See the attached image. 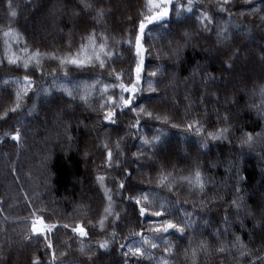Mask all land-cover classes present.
<instances>
[{"label": "trees", "instance_id": "16d2710c", "mask_svg": "<svg viewBox=\"0 0 264 264\" xmlns=\"http://www.w3.org/2000/svg\"><path fill=\"white\" fill-rule=\"evenodd\" d=\"M85 3L91 4L92 8H85ZM144 3L145 0H12L18 15L10 18L6 0H0V29L7 26L16 28L27 38L30 46L39 47L42 51H56L59 55L68 51L67 41H72L74 49L81 36L92 28L98 33L107 32L116 40H127L128 30L133 28L132 21ZM260 3L261 0H253L252 6ZM52 4L55 16L48 21L50 28L43 29L46 35L32 31L30 28L36 23L42 24L41 13ZM200 4L214 11L216 0H199L196 14ZM99 7L106 12L99 23H94V9ZM227 7L234 13L232 24L239 27L230 28L228 40L220 45L214 44L217 41L215 26L211 32L203 31L196 22L195 14L187 23H182L184 17H177L173 11L167 18V29L153 26L146 32L145 47L150 49L151 54H146L143 76L147 78L157 65L162 66L163 72L155 78L159 81L155 85L157 92H139L135 103L145 105L154 113L170 116L176 124L199 117L209 130L231 128L228 140L212 141L210 147L200 153L197 152L199 138L194 133L168 125L163 127L161 141L153 154V150L142 147L138 137L156 134L159 122L142 118L138 130L130 129L129 123L135 122V114L128 110L117 116L115 125L103 121L98 108L99 91L89 98L87 104L78 97L70 99L55 88H52L51 95L38 96L36 93L41 87H52V77L41 75L34 69L25 72L16 65H9L4 57V38L0 35V114L5 107L11 106L16 87L11 82L6 84V80L27 74L36 81V91L30 93L26 107L0 121V208L3 209L0 213V264H30L33 256H38L43 264H49V253L45 251L43 241H21L19 233L25 225L14 222L15 218L29 214L24 193L28 194L33 205L47 210L50 222L59 221L62 224L72 223L66 217L79 218L82 214L91 220L98 219V212L106 204L105 189L112 191L116 211L121 213V220L116 225V241L107 250L96 249L97 243L106 236L98 228L89 229L90 238L84 240L95 253V258L91 260L79 251L80 240L74 238L71 232L59 228L50 238L57 255L65 253L60 257L63 264H124L123 251L127 248L122 250L120 245H126L132 238L125 241L123 237L130 230L139 231V225L146 229L149 220L154 218L137 220L133 202L120 199L118 181L124 180L127 184L123 195H136L143 190L157 188L156 177L162 169L173 171L174 167L176 175H187L192 162L197 159L209 178L206 196L191 195L186 184L179 185L181 190L176 194L181 201L189 202L177 207L189 212L193 211L191 204L194 201L205 199V206L196 209L194 218L199 224L194 235L196 239L208 241L213 250L199 256V264H254L257 258L264 257V222L260 215L264 211V138L257 139L252 147L243 148L238 139L242 131L264 132V119L248 107L255 102L250 99L248 90L254 84H264V22L259 16L240 15L248 11L244 0H231ZM214 19L222 25L228 17L226 14H215ZM184 30L190 31L194 38L182 49L177 61L171 56L169 42L172 48L177 42L183 43L181 35ZM153 35L157 38L153 39ZM211 48L215 51L211 52ZM111 49L116 55L108 61L107 70L79 71L70 67L68 79L91 83L99 77L105 83H113L114 80L108 76L112 68L123 73L125 82L134 78L137 62L134 48L127 43H116L111 45ZM258 52L261 61L257 60ZM240 61H244V66L240 68L244 74L238 78L236 65L240 66ZM226 62L232 64L234 70H227ZM42 64L45 73L56 69L57 76L63 77L57 62L45 59ZM194 71L196 77L192 76ZM205 73L214 74L216 80L205 83ZM143 87H147L146 82H143ZM119 94L118 89L108 91V95ZM232 100L237 102L232 104ZM33 103L37 104V110L28 115V108ZM225 114L230 116L227 125L219 120ZM18 118L19 125L16 124ZM15 127H21L19 144L4 135ZM121 137L123 140L117 151L114 145ZM105 141L113 151L111 169L107 167L105 150L101 146ZM180 147L184 152L178 151ZM134 152H143L144 157L137 160L132 156ZM116 161H119V166ZM234 162L240 168L239 176L244 177L238 185L242 189L239 195L243 197L239 209L231 204L237 197V174L230 170ZM122 168L132 170L131 179L125 177ZM98 175L105 176L103 186L96 179ZM36 177L38 186L33 182ZM35 189L38 198L34 197ZM156 195L162 200L170 196L166 188L159 189ZM249 212L252 215H248ZM172 215L178 216L179 213L173 212ZM225 216L228 217L227 225L224 223ZM106 227L108 232L112 230L110 226ZM225 228L227 231H224ZM217 229L221 231L217 233ZM237 235L241 236L249 253L244 258L231 247ZM178 237L175 232L168 235L179 247L174 255L167 258L171 264H191L184 258L187 237ZM157 243L160 246L153 250V257H159L164 247L162 242ZM221 243L228 249L223 255L214 251ZM129 264H156V260L148 256L129 258ZM259 264H264V259H259Z\"/></svg>", "mask_w": 264, "mask_h": 264}, {"label": "snow or ice", "instance_id": "6c2138e0", "mask_svg": "<svg viewBox=\"0 0 264 264\" xmlns=\"http://www.w3.org/2000/svg\"><path fill=\"white\" fill-rule=\"evenodd\" d=\"M230 2L231 0H216L214 11H209L203 4H200L199 12L196 14L199 0H145L142 10L137 13L136 19L132 21L133 28L128 30L127 40H116L115 37L109 36L107 32L98 33L95 28H92L81 36L80 43L76 45L74 49L72 41H67L66 46L68 51L61 52L59 55H57L56 51H42L39 47L30 46L27 38L18 29L7 26L6 29H0V35L4 38V57L9 65H16L25 72L29 69H34L40 72L41 75H49L52 77V87H41L39 92L36 93L38 96L51 95L52 88H55L68 98L75 100L78 97L82 102L87 104L89 98L99 91L100 103L98 108L102 112L101 119L103 121L115 125L118 122L116 119L117 116L123 110H128L135 114V122L129 123L130 129L138 130L142 118H148L159 122L160 128L157 130L156 134L151 137L144 135L138 137L142 142V147L153 150V154H155L154 150L157 149V145L161 141L163 127L168 125L174 128L182 127L184 132L194 133L199 138L197 152L200 153L207 150L212 141L228 140L231 134V128L219 127L209 130L199 117L189 119L187 122H182V124H176L172 122L170 116L154 113L145 105H137L135 103L137 93L143 91L150 93L157 92V87L155 85L159 81L155 78L163 72L162 66L157 65L153 71L147 74V78L143 76L146 54H151L150 49L145 47L146 32L153 26L167 29L169 26L166 22L167 18L175 11L177 17H184L182 23H187V21L191 19V16L195 14L196 22L203 31L211 32L213 26H215L217 41L225 42L229 38L230 28L239 27L238 25L232 24L234 13L227 7L230 5ZM244 2L245 5L248 6V11L241 12L240 15L259 16L260 20L264 22V0H261V3L255 7L252 6L253 0H244ZM6 7L9 9L10 18H14L18 15L16 9L13 8L12 0H6ZM84 7L91 9L92 5L85 3ZM94 10L96 14L94 23H99L104 17L106 9L99 7ZM215 14H226L228 17L227 22L222 25L217 24L214 19ZM75 15L79 14L76 13ZM156 38L157 37L153 35V39ZM193 38V34L190 31L184 30L181 35L183 43L177 42L176 46L172 48L170 41L171 56L175 57L178 61L182 49L187 47ZM116 43H127L134 48L137 57L134 68V78H130L128 82H125L123 73L112 68L111 71H108V76L114 80L113 83H105L99 77L93 79L91 83H78L68 79V69L70 67L79 71H88L97 68L100 69L101 72L107 70L109 67L108 61L116 55L115 51L111 49V45ZM45 59L57 62L60 69L63 71V77L57 76L56 69H53L50 73H45L42 64V61ZM232 67V64L226 62L227 70H231ZM193 75H195V71ZM204 79L205 83H207L208 81H215L216 77L214 74L205 73ZM9 82L14 83L16 87L11 97V106L3 109L2 114H0V121L5 120L9 114L20 112L26 107V101L29 99L30 93L36 91V81L31 75L25 74L21 77H12L10 80L5 81L6 84ZM143 82L147 83L146 88L143 87ZM110 89H118L120 94L118 96L108 95ZM248 93L250 99L255 101L249 104L248 107L256 111L261 118L264 119V84H254L253 87L248 90ZM201 102H203V96L201 97ZM236 102V100L231 101L232 104ZM36 110L37 104L33 103L31 107L28 108L27 114L31 115L35 113ZM57 118L59 120V114ZM219 120H222L223 123L227 125L230 116L225 114L223 117H220ZM16 124H20L19 118ZM65 131H67V128H65ZM4 135L10 136L14 142L19 144L22 137L21 127H15ZM261 138H264V132L253 133L251 131H242V135L238 138L239 145L241 148L245 146L252 147L254 142ZM121 140H123V137L115 142L114 146L117 151L120 150ZM101 146L105 150L107 167L111 169L113 167L114 158L112 148L109 147L106 141L102 142ZM132 156L138 160L144 157V153L134 152ZM116 164L119 166V161H116ZM11 170L13 172L15 171V169ZM230 170H234L237 174V197L231 201V204L239 209L242 207L243 197L239 195L242 189L238 185L244 180V177L239 176L240 168L238 163L234 162L230 166ZM122 171L127 179H131L132 170L122 168ZM175 171L174 167L173 171L162 169L156 177L157 188L143 190L136 195H123V192L127 188V184L124 180L118 181L120 199L133 202L137 220L140 218H154L149 220L146 229L143 225H139V231L134 229L130 230L128 235L123 237L125 241H129V239L132 238L131 242L126 245H120L122 250L125 247L127 248V251H123V256L125 257L124 264H129V258L145 256L155 259L156 264H171V261L167 257L174 255L175 250L179 247L173 240L168 238L171 232L178 233V238L187 237L188 247L184 249V258L185 260H190L191 264H199L198 257L206 255L213 250L208 241L202 238L196 239L194 235L197 232V226L199 224V221L194 218L196 216V209L205 206V199L201 198L198 201H194L191 204L193 211L189 212L183 208L177 207L178 205L188 204L189 202L187 200L181 201L176 194L181 190L178 186L186 184L188 186L187 190L191 195L205 197V189L209 178L206 177L202 171L201 163L198 159L192 162L187 175H176ZM96 179L100 181L101 186H103L105 176L98 175ZM163 188H166L170 194L167 200H162L156 195L157 191ZM34 195H37L38 198V194L34 193ZM24 196L26 205L29 207V214L24 217L15 218L14 222L25 225L19 233L21 241L29 243L33 240L43 241L45 251L49 253V264H63L60 257H63L65 253L61 252L58 256L54 242L50 238L54 230H59V228L71 232L74 238L80 240L79 251L87 255L90 260L95 258V253H93L91 246L84 243V240L90 238L89 229L95 230L98 228L100 232L106 233L105 238L97 243V251L107 250L116 241L118 235L116 225L121 220V213L116 211L113 193L109 189L104 190L106 204L102 210L98 212V219L91 220L87 218L86 214H82L79 218L66 217L65 219L72 220V223L62 224L59 221L55 223L50 222V214L47 210L33 205L31 200L28 199L27 193H24ZM2 212L3 209L0 208V213ZM173 212H178L179 215L173 216ZM248 215H252V213L249 212ZM260 215L261 221L264 222V211H261ZM5 219H7V217H5ZM204 223H207V221H204ZM224 223L225 225L228 224L227 216L224 217ZM106 225L111 227L112 230L110 232H108ZM220 231V229H217V233ZM224 231H227V229L225 228ZM190 233L193 235H189ZM157 241L162 242L164 247L159 257H153V250L160 246ZM231 247L239 253L241 258L249 255L239 235L235 236L234 241L231 242ZM214 251L223 255L228 249L221 243V246L216 247ZM259 259H264V257L257 258L254 264H259ZM30 264H43V262L38 256H33L30 260Z\"/></svg>", "mask_w": 264, "mask_h": 264}, {"label": "rangeland", "instance_id": "374dc122", "mask_svg": "<svg viewBox=\"0 0 264 264\" xmlns=\"http://www.w3.org/2000/svg\"><path fill=\"white\" fill-rule=\"evenodd\" d=\"M54 4H52V6H50L49 8H47L46 10H44L41 14H42V18L43 19H41V23L42 24H35L33 27H31L30 29H32V31H38V33H40L41 35H46V32H44L45 30H43L45 27L47 28V26H49V28H50V26L51 25H48V21L49 20H51V18L52 17H54L55 15V12H54V6H53ZM123 10L125 9V7L124 8H122ZM64 14V13H63ZM62 14V15H63ZM47 24H45V23ZM34 28V29H33ZM47 30V29H46ZM54 36H55V34H54ZM248 41L250 40V39H247ZM220 41H216V43H214L215 45H220ZM210 51L211 52H214L215 50H214V48H211L210 49ZM244 58V57H243ZM257 60L258 61H261L262 59H261V55L259 54V52H258V54H257ZM241 63H240V66L239 65H236L237 66V72H236V76L238 77V78H240L241 77V75L242 74H244L242 71H241V66H244V61H240ZM231 70H234V69H231ZM192 76H195V75H193L192 74ZM196 77V76H195ZM188 109V108H187ZM89 127H91V126H89ZM178 150V149H177ZM180 153H182V152H184V149H183V147H180L179 148V150H178ZM26 176H29L28 174H26ZM36 181H38V177H36V180H33V182H35V184H36V186H38L39 184L36 182ZM34 193L35 194H38V191H36V189H35V191H34ZM34 197H37V195H34Z\"/></svg>", "mask_w": 264, "mask_h": 264}]
</instances>
